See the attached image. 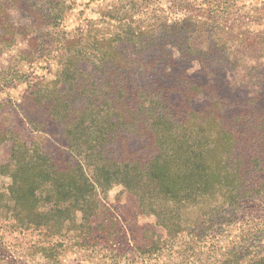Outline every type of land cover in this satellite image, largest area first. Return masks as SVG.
Instances as JSON below:
<instances>
[{
	"label": "trees",
	"instance_id": "1",
	"mask_svg": "<svg viewBox=\"0 0 264 264\" xmlns=\"http://www.w3.org/2000/svg\"><path fill=\"white\" fill-rule=\"evenodd\" d=\"M74 1L0 0V52L11 47L17 36L29 44L42 41L44 35L48 41L51 33L40 27L58 29ZM155 1L159 0L106 3L101 19L93 23H116L118 33L96 40L86 30L64 38L56 76L29 84L34 100L46 101L48 114L61 125L69 149L84 163L60 169L37 144L0 132V144L11 143L9 160L0 166V176L8 179L7 188L0 192V205L12 204L11 217L18 227L58 234L67 223L74 225L78 214L89 221L97 206L95 186L104 193L122 185L139 199L141 212L159 219L169 237L180 231L182 211L211 191L224 192L222 198L227 196L230 202L245 195L264 207V96L247 99L229 114L213 77L216 67H230L241 70L247 84L264 87V61H258L264 56V34L258 45L233 36L210 16L172 20L163 10L151 8ZM172 2L173 11H197L189 0ZM204 2L212 13L217 2ZM17 7L25 9L31 27L13 25L7 11ZM253 12L251 19L264 22V1ZM198 36L208 44L203 50L192 46ZM152 48L158 55L147 60L144 53ZM190 55L199 58L205 82L174 71ZM82 64L92 71L81 69ZM144 75L140 83L138 76ZM7 77L1 70L0 90L11 83ZM171 94L178 101L175 106ZM201 96L202 108L188 105ZM121 134L145 137L143 154L110 156L107 146ZM238 211L250 218L237 247L241 245L251 256L257 245L263 247L264 236L254 225L256 212L263 209L254 205ZM230 216L224 223L232 222ZM236 255V250L222 255L218 264H238ZM247 264H264V248Z\"/></svg>",
	"mask_w": 264,
	"mask_h": 264
},
{
	"label": "rangeland",
	"instance_id": "2",
	"mask_svg": "<svg viewBox=\"0 0 264 264\" xmlns=\"http://www.w3.org/2000/svg\"><path fill=\"white\" fill-rule=\"evenodd\" d=\"M111 1L117 0H75L71 13L61 21L58 29L40 27L51 33L48 41L45 42L44 35L42 41L29 44L24 37L17 36L11 42V47H5L0 52V71L7 73V80H11L8 86L0 90V132L9 131L27 144H37L60 169L84 162L69 149L61 125L48 114L46 101L34 100L29 84L34 80H48L56 76L64 53V38L79 36L86 30H90L92 38L95 36L96 40L118 33L116 23H93L101 19V9ZM189 1L197 9L196 12L190 9L173 11L172 0L155 1L151 8L163 10L172 20L187 16L206 20L210 16L233 36L239 35L240 40L248 39L258 45L262 40L263 20L256 22L249 16H255L253 9L261 6L264 0H215L217 3L213 4L212 13L206 9L204 0ZM24 10L23 7L8 9L13 25L31 27ZM52 39L55 41L52 42ZM193 41L192 46L197 49L203 50L208 45L199 36ZM150 50L144 53L147 60L158 55L156 49ZM166 50L169 52L170 48ZM171 52L177 56L175 50ZM250 52L255 56L261 54L254 49ZM258 61H264V56ZM199 62L198 57L187 56L182 63H177L174 71H185L198 81L205 82ZM80 67L87 72L92 71L88 65L82 64ZM213 77L216 79L215 89L228 103L229 114L234 113L247 99L264 96V87L247 84L239 69L218 66L213 71ZM144 78L145 75L138 76L140 83ZM170 103L174 106L178 103L173 94ZM204 104L202 96L188 103L194 109H200ZM146 144L145 137L115 135L107 151L114 158L124 153L142 155ZM10 149V141L0 144V166L8 162ZM84 170L91 176L90 170L86 167ZM7 182L5 176H0V192L5 191ZM95 190L97 211L94 216L89 221H83L78 214L75 224L67 223V229L64 226L58 234L42 228L18 227L11 217L12 204L6 202L0 205V264H218L222 255L235 250L238 264H247L254 253L264 248V237L261 239L263 247L257 245L251 256L241 245L237 247V242L245 234V221L250 218L239 212V208L242 210L257 205L263 209L256 212V219L253 220L256 230L264 236V207L251 202L254 200L245 199V195H239L236 201L230 202L227 196L222 198L224 192L211 191L198 204L182 211L178 227L180 231L175 237H169L168 232L160 226L159 219L141 212L139 199L124 190L122 185H114L104 193L97 186ZM230 213H233V217ZM226 216H230L232 222L224 223Z\"/></svg>",
	"mask_w": 264,
	"mask_h": 264
}]
</instances>
